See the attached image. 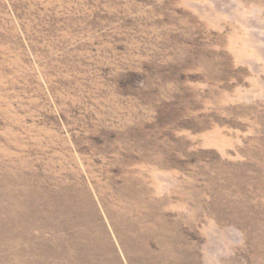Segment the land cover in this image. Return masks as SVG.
<instances>
[{
    "label": "rangeland",
    "instance_id": "1",
    "mask_svg": "<svg viewBox=\"0 0 264 264\" xmlns=\"http://www.w3.org/2000/svg\"><path fill=\"white\" fill-rule=\"evenodd\" d=\"M0 264H264V0H0Z\"/></svg>",
    "mask_w": 264,
    "mask_h": 264
},
{
    "label": "bare ground",
    "instance_id": "2",
    "mask_svg": "<svg viewBox=\"0 0 264 264\" xmlns=\"http://www.w3.org/2000/svg\"><path fill=\"white\" fill-rule=\"evenodd\" d=\"M157 233V232H156ZM162 257V256H161Z\"/></svg>",
    "mask_w": 264,
    "mask_h": 264
}]
</instances>
